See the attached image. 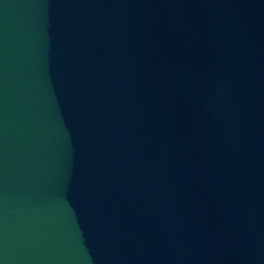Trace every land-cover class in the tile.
<instances>
[{
	"label": "water",
	"instance_id": "water-1",
	"mask_svg": "<svg viewBox=\"0 0 264 264\" xmlns=\"http://www.w3.org/2000/svg\"><path fill=\"white\" fill-rule=\"evenodd\" d=\"M0 264H264V0H0Z\"/></svg>",
	"mask_w": 264,
	"mask_h": 264
}]
</instances>
